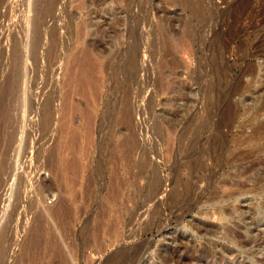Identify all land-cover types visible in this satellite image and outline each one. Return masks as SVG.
<instances>
[{"label":"rangeland","instance_id":"rangeland-1","mask_svg":"<svg viewBox=\"0 0 264 264\" xmlns=\"http://www.w3.org/2000/svg\"><path fill=\"white\" fill-rule=\"evenodd\" d=\"M263 107L264 0H0V264H264Z\"/></svg>","mask_w":264,"mask_h":264},{"label":"bare ground","instance_id":"bare-ground-1","mask_svg":"<svg viewBox=\"0 0 264 264\" xmlns=\"http://www.w3.org/2000/svg\"><path fill=\"white\" fill-rule=\"evenodd\" d=\"M38 35V34H37ZM32 40V39H31ZM36 46V45H35ZM86 53V52H85ZM90 61V60H89ZM97 70V69H96ZM87 80V79H86ZM264 109V107L263 108H261V110H263Z\"/></svg>","mask_w":264,"mask_h":264}]
</instances>
